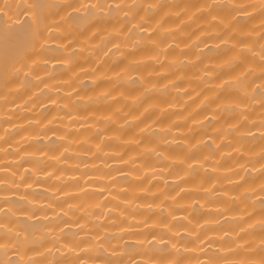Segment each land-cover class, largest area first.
Here are the masks:
<instances>
[{
    "label": "bare ground",
    "instance_id": "bare-ground-1",
    "mask_svg": "<svg viewBox=\"0 0 264 264\" xmlns=\"http://www.w3.org/2000/svg\"><path fill=\"white\" fill-rule=\"evenodd\" d=\"M0 264H264V0H0Z\"/></svg>",
    "mask_w": 264,
    "mask_h": 264
}]
</instances>
